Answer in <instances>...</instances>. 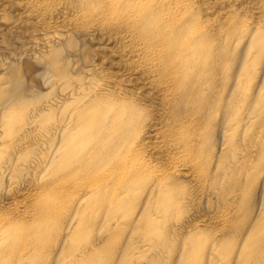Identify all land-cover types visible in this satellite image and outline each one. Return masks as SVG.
<instances>
[{"label":"bare ground","instance_id":"6f19581e","mask_svg":"<svg viewBox=\"0 0 264 264\" xmlns=\"http://www.w3.org/2000/svg\"><path fill=\"white\" fill-rule=\"evenodd\" d=\"M0 264H264V0H0Z\"/></svg>","mask_w":264,"mask_h":264}]
</instances>
